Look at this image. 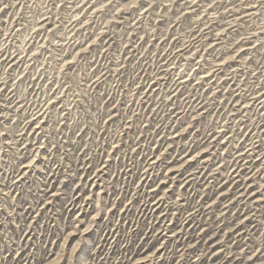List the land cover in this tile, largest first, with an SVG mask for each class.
<instances>
[{
    "label": "rangeland",
    "instance_id": "1",
    "mask_svg": "<svg viewBox=\"0 0 264 264\" xmlns=\"http://www.w3.org/2000/svg\"><path fill=\"white\" fill-rule=\"evenodd\" d=\"M0 8V264H264V0Z\"/></svg>",
    "mask_w": 264,
    "mask_h": 264
},
{
    "label": "snow or ice",
    "instance_id": "2",
    "mask_svg": "<svg viewBox=\"0 0 264 264\" xmlns=\"http://www.w3.org/2000/svg\"><path fill=\"white\" fill-rule=\"evenodd\" d=\"M0 2H2V0H0ZM7 7H9V5L5 4L4 8H7ZM4 8H0V12L4 11ZM197 259H199V257H197Z\"/></svg>",
    "mask_w": 264,
    "mask_h": 264
}]
</instances>
